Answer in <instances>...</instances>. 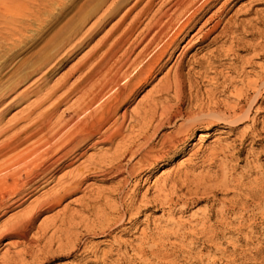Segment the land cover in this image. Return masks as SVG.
Listing matches in <instances>:
<instances>
[{
    "label": "rangeland",
    "instance_id": "rangeland-1",
    "mask_svg": "<svg viewBox=\"0 0 264 264\" xmlns=\"http://www.w3.org/2000/svg\"><path fill=\"white\" fill-rule=\"evenodd\" d=\"M11 1L15 0H0V18L7 17L5 21L14 8ZM26 1L22 2L27 4L32 0ZM37 1L39 7L29 3L30 10L20 27L17 26L18 30L23 29L18 41L8 42L7 46L8 39L3 41L0 34V95L4 97L14 87L11 94L1 99L5 105L11 103L1 117L3 128L12 127L33 110L42 99L36 93L38 89L55 87L101 43L108 41L109 48L123 30L130 31L145 5L144 2L127 16L137 1L130 0L113 17L106 16L103 26L88 40L87 35L111 0ZM263 17L264 0H216L119 112L120 117L125 111L128 120L123 141L118 138L111 143L83 147L80 151L83 155L69 161L70 166H61L43 189L20 207L0 213V264H262L264 94L251 119L238 130L231 131L223 125L210 129L205 124L193 125L186 141L149 170L131 174L134 158L126 155L121 163L131 162L130 165L117 171L113 158L123 143L128 145L141 132L146 117L157 104L159 113L172 107L173 112L181 108L185 114L196 116L200 111L205 115L214 112L229 115L247 110L243 101L238 106L243 110L237 111L239 101L248 98L243 92L252 89L250 84L260 77L264 78V54L257 49L264 48ZM209 18L211 23L202 28ZM218 21L222 25L208 36V30ZM227 22L239 31L221 36ZM142 29L133 34L115 60L119 61L125 53L132 60L142 50L144 44L137 47L134 44ZM7 34L10 33H5V39L9 37ZM68 43L79 47L68 61L45 78V73L61 60ZM58 54L59 59L55 60ZM209 56L216 59L210 67ZM200 62L204 63L202 67ZM178 67L183 83L180 87L174 81ZM169 73L172 90L162 92ZM80 77V72H73L68 77V86ZM77 100L78 96L71 97L59 107L57 114L64 113ZM52 102L55 99L38 109L34 118L50 110ZM182 123L173 122L154 143L162 135L175 134ZM26 124L20 122L0 138V144ZM201 134L205 137H200ZM141 140H136L134 149L143 144ZM51 151L54 149L42 152L44 158L35 160L34 156L32 163L38 164L39 160L52 156ZM1 167L5 169V165ZM32 168L29 166V170ZM23 177L26 178L25 174ZM1 183L0 192L7 186ZM251 190L256 191L252 200L247 194ZM245 200L250 204L243 207ZM233 207L238 210L233 211ZM27 217L31 225L22 238L18 234L23 228H17L16 232L12 227L21 219L28 220Z\"/></svg>",
    "mask_w": 264,
    "mask_h": 264
},
{
    "label": "bare ground",
    "instance_id": "bare-ground-1",
    "mask_svg": "<svg viewBox=\"0 0 264 264\" xmlns=\"http://www.w3.org/2000/svg\"><path fill=\"white\" fill-rule=\"evenodd\" d=\"M22 1H11L14 8L12 9L13 11L8 14V21L4 20L7 17L3 15L0 18V28H3L0 30V34L2 39H4L3 41L7 39L9 40H7V42L5 41L7 46L8 42H15L16 39L18 41V35L22 34L23 29L21 30L20 28L18 30L17 26L19 25L20 27L21 21H23L28 10H30V5L28 6L30 2L26 4ZM129 1L130 0H111L107 9L97 19L93 31H91V33L89 32L87 37L86 32L83 34V37L85 36L86 39L90 38L91 35L95 34L98 29L103 26L106 16L113 17L117 11ZM215 2L216 0H137L135 5L129 10L127 16L143 3L145 5L130 26L129 29L131 30H123L120 37L117 40H114L109 48L108 41H105L103 44L101 43V46L98 49L96 48V50H93L91 55H89L84 61H81L74 71H69L68 73L71 72L68 76L69 78L72 76L73 72L81 73V77L75 82V84L68 86L69 79L66 75L64 80L62 79L63 81H60L61 83L55 87L46 90L42 88L38 89L36 93L41 95L42 99L40 98L41 100L39 103H37L35 107L33 106V110L22 119L18 120V123L12 127H1V117L6 112V107L11 104L9 102V104L5 105V103H2L1 99L7 97L6 95L9 93L11 94L14 87L7 91L4 97L0 95V107H4L5 105L0 111V138L19 126L20 122L27 123L25 126L18 128L13 136L10 134L11 137L7 138V140L5 139V141L0 144V167L5 165V169H3L4 167H1V170L3 171L0 170V182H2L1 184L5 183V186L7 185L5 189L0 192V213L4 214L12 208L20 207L31 197L32 194L43 189L51 181L54 173L58 171L61 166L68 167L71 165L69 161L83 155V153H80L83 147H93L100 144L111 143L118 138H122L128 120L125 111L120 117L118 116L119 112L129 103L131 96H133L138 90L139 86L143 85V83H146L151 78L156 68L162 63V60L166 56L173 54L174 48L179 47L188 36L191 29L199 23L200 19L207 14L208 9H210ZM30 4L34 5V7H39V2L37 0H32ZM41 5L44 6L42 3ZM262 19H264V17ZM23 23H25V21ZM207 23H211V18L203 23L202 28L206 26ZM221 25V21L212 25L208 30L209 33L207 32L208 36L209 34H214ZM140 27H143V29L139 33V37L134 44L136 47L144 44L142 50L138 52L132 60L130 57H127V53H125L119 61L115 60L118 53L129 42L130 38ZM121 28L122 27H119V29ZM15 31L17 33H15ZM229 31L234 35L239 30L237 27H230V22H227V25L224 27L220 35H226ZM4 32L10 33L9 35L7 34L9 37L6 39ZM196 35L197 33L192 35L189 43L192 42V39H194ZM214 40L216 41L217 39ZM75 44H69L67 46L68 48L64 47L65 49L63 50L64 53L62 54V58L60 57L61 60L57 62L55 66H53L54 64L51 65L53 66L52 68L49 67L50 69L44 75L45 78L52 74L57 66L61 67L62 64L73 56L74 52H76L79 47H74ZM257 49L264 54L263 47H258ZM132 50H135V48ZM59 55L60 54L55 57V60H57ZM207 58L209 61L207 62L209 67L216 62V59L212 58V56ZM203 64L204 63L200 62L199 67H202ZM125 68L126 70H124ZM180 70V67H178L174 74L175 85L179 87L183 84L179 72ZM37 71L38 70L35 72ZM21 78L22 75L19 79ZM11 83H13V81ZM172 86V80L169 73L167 75V83L161 90L162 92H170ZM250 86L252 89H247L243 92L245 96L248 97L247 100H240L237 105V111L239 109L243 110L238 107L243 101L247 106V110L242 111L240 114L232 113L227 115L226 113L221 114L222 112H214L205 115L204 111H200L199 115L196 116L191 113L185 114L181 108L177 111L175 110L176 112H173L172 107L163 110L160 109L161 112L159 113L156 110L158 104H155L154 111L146 117V120L144 121L146 122L144 124L145 127L143 126V129L141 128V132L133 138L132 141H129V144L127 143L128 145H124L125 143H123V146L118 151V155H114L113 162H117L114 169L116 168L117 171H119L124 167L128 168L131 162L126 163L125 165H122L121 163V159L127 156L134 158L133 163L130 165L131 174L132 171L137 173L142 169H151L153 166L164 161L173 149H176L178 145L186 141V138L192 131L193 125L201 126L205 124L207 129H210L212 126L223 125V127L228 128L231 131L238 130L241 125L251 119L253 109L255 107L257 109L256 105L260 102L259 100L262 97V94H264V78L260 77L258 81L250 84ZM62 91H64L63 95L58 96ZM25 95L24 97H26ZM73 96H78L76 104L69 107L64 113L58 115L57 112L59 107ZM179 98L182 102L183 97L181 94L179 95ZM54 99L56 102L54 104L52 102L53 106L50 110L46 112L43 111L41 114H38L39 116L34 118L38 109H41L43 105ZM178 120L183 121V123L180 124V126L178 125L179 128L175 134L162 135L160 140L157 143H154V141L159 139L162 130L173 125V122ZM151 130L153 132L152 134H149ZM200 137L205 136L204 134H201ZM140 138L144 141L143 144H138L139 147L134 149L136 148L135 142H138L136 140ZM52 148L54 149V151H51V154L53 152L52 156H48V158L43 161L39 160L40 163L38 164H36L37 161L36 163H32L31 158L35 156V160L36 158L40 159L42 152H48V150H51ZM42 157L44 158V156ZM128 161L129 160H127V162ZM29 166H33L32 170H29ZM24 174L26 178L23 177ZM75 185L78 186L79 184L75 183ZM247 194L252 200L254 195H256V191L251 190ZM247 204H250L249 200H245L243 207ZM232 210L235 211L238 209L233 207ZM30 225L31 219H21L12 228H14L15 231L17 228H23L21 233H19L21 231L20 229L18 235L25 238ZM262 264H264V260Z\"/></svg>",
    "mask_w": 264,
    "mask_h": 264
}]
</instances>
